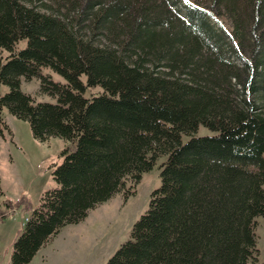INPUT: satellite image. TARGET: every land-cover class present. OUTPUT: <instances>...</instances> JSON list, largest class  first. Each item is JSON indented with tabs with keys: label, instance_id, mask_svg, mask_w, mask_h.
Returning <instances> with one entry per match:
<instances>
[{
	"label": "trees",
	"instance_id": "16d2710c",
	"mask_svg": "<svg viewBox=\"0 0 264 264\" xmlns=\"http://www.w3.org/2000/svg\"><path fill=\"white\" fill-rule=\"evenodd\" d=\"M21 76L39 78L56 101L22 91ZM0 83L8 86L0 110L26 119L34 138L68 142L52 163L57 185L41 191L12 242L11 264H28L62 226L115 193L135 194L162 155L160 184L105 264L255 259L264 0H0ZM96 85L100 93L84 96ZM199 125L214 132L192 135ZM11 132L0 115V137ZM3 194L0 186V219L27 209Z\"/></svg>",
	"mask_w": 264,
	"mask_h": 264
},
{
	"label": "rangeland",
	"instance_id": "374dc122",
	"mask_svg": "<svg viewBox=\"0 0 264 264\" xmlns=\"http://www.w3.org/2000/svg\"><path fill=\"white\" fill-rule=\"evenodd\" d=\"M181 4L184 2L181 1ZM25 44V39L18 40L15 50L23 48ZM7 54L8 51L2 50V58ZM41 70L43 74H49L52 80L65 82V78L50 67L43 66ZM81 79L85 80L84 75ZM20 89L30 93L37 101H56L55 97L41 92L37 77L25 79L21 76ZM7 90L8 86L0 83V94ZM101 91L99 85L86 87L84 96ZM0 115L12 131L0 137V186L3 197L11 201L21 199L27 207L17 206L0 219V264H11L12 242L21 231L30 207L36 205L41 191L57 185L51 174L52 163L60 160V152L68 142L59 136H50L45 140L34 138L28 121L14 116L5 106L0 110ZM213 132L199 125L192 135ZM187 138L188 135L182 134V140ZM164 157L160 156L152 168L142 172L135 194L124 197L121 193H115L89 209L81 220L65 224L36 251L28 264H105L107 258L129 238L132 223L146 210L150 191L160 184L159 163ZM256 220L258 251L255 259H249L247 264H264V216L259 215Z\"/></svg>",
	"mask_w": 264,
	"mask_h": 264
}]
</instances>
